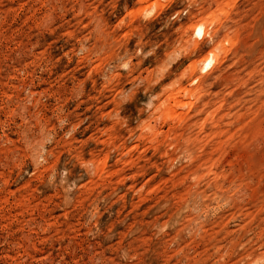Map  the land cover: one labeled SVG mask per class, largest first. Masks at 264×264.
<instances>
[{
  "label": "rangeland",
  "instance_id": "1",
  "mask_svg": "<svg viewBox=\"0 0 264 264\" xmlns=\"http://www.w3.org/2000/svg\"><path fill=\"white\" fill-rule=\"evenodd\" d=\"M0 264H264V0H0Z\"/></svg>",
  "mask_w": 264,
  "mask_h": 264
},
{
  "label": "bare ground",
  "instance_id": "2",
  "mask_svg": "<svg viewBox=\"0 0 264 264\" xmlns=\"http://www.w3.org/2000/svg\"><path fill=\"white\" fill-rule=\"evenodd\" d=\"M212 19V18H211ZM210 18L208 19V21H206L205 22V24L207 23V24H210V25H212V24H216L215 23V21H217V20H214V19H212L213 20V22H211L210 20H211ZM210 22V23H209ZM218 22V21H217ZM220 23V22H219ZM205 25L204 27H206V26H209V25ZM203 25H204V23H201L199 26H197L196 28H195V30L194 31H196V34L197 35H195V36H200V38L203 36V34H204V30H203ZM212 62H213V60L211 59V58H209L206 62H205V65L204 66H202L203 68H210L211 67V65H212ZM203 68H201L203 71H204V69ZM202 72V71H201Z\"/></svg>",
  "mask_w": 264,
  "mask_h": 264
},
{
  "label": "clouds",
  "instance_id": "3",
  "mask_svg": "<svg viewBox=\"0 0 264 264\" xmlns=\"http://www.w3.org/2000/svg\"><path fill=\"white\" fill-rule=\"evenodd\" d=\"M123 68L126 71L128 69V65L127 64L123 65Z\"/></svg>",
  "mask_w": 264,
  "mask_h": 264
}]
</instances>
